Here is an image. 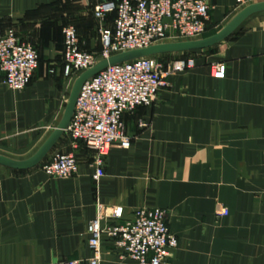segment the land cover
Returning a JSON list of instances; mask_svg holds the SVG:
<instances>
[{"label": "crops", "instance_id": "1", "mask_svg": "<svg viewBox=\"0 0 264 264\" xmlns=\"http://www.w3.org/2000/svg\"><path fill=\"white\" fill-rule=\"evenodd\" d=\"M100 1L0 0V34L13 28L37 56L21 90L6 87L0 73L1 156L29 158L59 123L80 73L63 75L61 27L72 22L77 37L89 39L92 22L83 14ZM260 1L205 0L203 33L178 41L207 37ZM104 21L110 27L112 17ZM79 46L100 49L99 43L95 50ZM181 53L193 66L169 74L148 105L121 114L130 145L110 146L102 176L92 177L93 151L65 130L34 166L0 165V264L90 259L86 226L99 207L104 214L121 210L100 226L130 220L137 209L163 210L176 238L165 264H264V11L221 41ZM215 62L224 64L222 78L211 76ZM53 152L72 153L75 174L46 176L40 166ZM219 206L225 215H214ZM97 261L135 264L105 236H99Z\"/></svg>", "mask_w": 264, "mask_h": 264}, {"label": "built area", "instance_id": "2", "mask_svg": "<svg viewBox=\"0 0 264 264\" xmlns=\"http://www.w3.org/2000/svg\"><path fill=\"white\" fill-rule=\"evenodd\" d=\"M242 2L236 0L238 4ZM110 13H113L111 26L98 28L100 49L97 53L79 46L73 26L61 29L64 76L86 70L100 59L167 38L178 41L199 37L207 19V3L205 0H102L92 9V16L100 23ZM36 64V52L29 41L21 40L13 28L0 34V73L6 87L24 88ZM192 66L191 57L163 63L144 56L107 65L81 84L65 131L72 140L82 142L93 151V178L102 176L103 157L111 145L124 149L130 145L121 114L136 106L148 105L157 90L168 84L169 74ZM210 69L213 78L223 77L222 62L211 64ZM40 169L48 177L64 178L75 174L76 159L70 152H53ZM120 213V208L116 207L104 214L99 207L98 215L86 226L93 256L83 262L66 260L62 264H98L99 236L111 239L120 250V256L135 264H165L176 246V238L168 230L163 210L158 207L137 209L132 219L121 224L99 225L103 218L116 219ZM226 213L223 206L214 210L215 216Z\"/></svg>", "mask_w": 264, "mask_h": 264}, {"label": "water", "instance_id": "3", "mask_svg": "<svg viewBox=\"0 0 264 264\" xmlns=\"http://www.w3.org/2000/svg\"><path fill=\"white\" fill-rule=\"evenodd\" d=\"M261 11H264V1L251 3L241 8L221 29H219L217 32L207 37L198 40L163 42L158 44H152L144 48L124 51L118 54L111 55L108 58H103L98 60L90 68L83 70L77 75V77L72 83L64 107V111L59 123L49 134V136L45 139V141L41 144V146L35 151V153L32 154L29 158L24 160H15L0 155V165L21 170L37 164L41 160V158L50 150V148L58 139V137L61 135V133L65 130L67 123L70 119V116L72 114L75 98L77 96L81 84L86 79L98 73L101 69H103L107 65L128 61L138 57L152 56L161 53L189 51V50H196V49L208 47L225 38L246 17H248L253 13L261 12Z\"/></svg>", "mask_w": 264, "mask_h": 264}, {"label": "rangeland", "instance_id": "4", "mask_svg": "<svg viewBox=\"0 0 264 264\" xmlns=\"http://www.w3.org/2000/svg\"><path fill=\"white\" fill-rule=\"evenodd\" d=\"M89 17L90 21L92 22V31H91V37L88 39V37H86V40L83 41L81 37H78V40L80 42V45L81 46H85L87 48H91L92 50H95L98 48V28L102 25H105V21L103 22H99L97 21L93 16H92V10L91 11H86L84 12L83 14V18L84 19H87ZM94 19H93V18ZM88 20V19H87ZM68 25H71V26H74L72 22L70 23H67ZM66 26V25H65ZM64 26L61 27V29L63 28ZM88 40L90 42H88ZM31 43V42H30ZM32 44V43H31ZM60 55H61V52H60ZM183 54L180 52V53H167V54H164V55H152L153 58H155L156 60H159L161 61L162 59H170L171 60H174V59H178L180 57H182Z\"/></svg>", "mask_w": 264, "mask_h": 264}, {"label": "trees", "instance_id": "5", "mask_svg": "<svg viewBox=\"0 0 264 264\" xmlns=\"http://www.w3.org/2000/svg\"><path fill=\"white\" fill-rule=\"evenodd\" d=\"M107 16H111V17L113 18V13H110V14H109V15H107ZM107 16H106V17H107Z\"/></svg>", "mask_w": 264, "mask_h": 264}]
</instances>
